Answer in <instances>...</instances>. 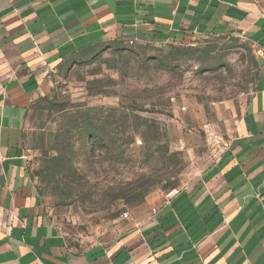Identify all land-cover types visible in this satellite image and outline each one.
Masks as SVG:
<instances>
[{"label": "crops", "instance_id": "1", "mask_svg": "<svg viewBox=\"0 0 264 264\" xmlns=\"http://www.w3.org/2000/svg\"><path fill=\"white\" fill-rule=\"evenodd\" d=\"M245 36L257 74L215 164L89 251L69 248L28 173L23 122L65 61L113 41ZM0 264H264V0H0Z\"/></svg>", "mask_w": 264, "mask_h": 264}, {"label": "rangeland", "instance_id": "2", "mask_svg": "<svg viewBox=\"0 0 264 264\" xmlns=\"http://www.w3.org/2000/svg\"><path fill=\"white\" fill-rule=\"evenodd\" d=\"M129 42L65 61L24 117L42 209L79 252L106 245L210 169L256 80L255 48L241 34Z\"/></svg>", "mask_w": 264, "mask_h": 264}, {"label": "built area", "instance_id": "3", "mask_svg": "<svg viewBox=\"0 0 264 264\" xmlns=\"http://www.w3.org/2000/svg\"><path fill=\"white\" fill-rule=\"evenodd\" d=\"M129 43H131V41ZM127 217H128V214L127 213H124L123 214V218L127 219Z\"/></svg>", "mask_w": 264, "mask_h": 264}]
</instances>
